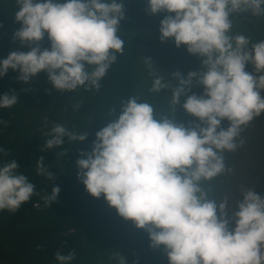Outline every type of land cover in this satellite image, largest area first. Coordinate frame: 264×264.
Instances as JSON below:
<instances>
[{
  "label": "clouds",
  "instance_id": "9594fccd",
  "mask_svg": "<svg viewBox=\"0 0 264 264\" xmlns=\"http://www.w3.org/2000/svg\"><path fill=\"white\" fill-rule=\"evenodd\" d=\"M16 4L14 17L22 26L13 40L30 50L11 51L0 59V77L9 69L18 70L17 79L27 83L46 71L59 92L79 88L98 92L118 54L124 53L125 42L118 34L125 19L124 0H16ZM148 10L168 13L160 22L162 42L174 38L177 47L186 45L201 60L200 71H191L186 78L177 71L165 80L151 59H145L153 78L148 90L159 94L172 89L168 108L173 113L186 95L183 108L199 122L185 126L168 118L157 120L148 99L139 95L122 99L119 111L111 108L106 126L96 132L92 150L81 151L78 179L92 196L103 194L121 217L147 229L150 246L163 245L169 264H264V193L242 185V198L232 205L229 196L216 195L215 184L233 174L226 154L246 143L242 133L264 113V40L254 42L233 32V17L239 14L264 17V0H148ZM45 34L50 49L41 48ZM249 64L251 72L246 71ZM194 80L203 93L188 95ZM18 100L14 90L5 93L0 108H11ZM225 120L227 128L222 126ZM44 127L48 128L47 118ZM44 135L45 149L51 150L64 145L65 138L83 142L88 132L53 123ZM0 153L7 155L3 147ZM20 167L16 159L0 164V212L14 214L39 195ZM36 168L47 180L56 176L43 156ZM60 191L53 186L51 194L42 197L45 206H52ZM117 257L125 264L122 255ZM55 259L72 264L76 252L58 251Z\"/></svg>",
  "mask_w": 264,
  "mask_h": 264
},
{
  "label": "trees",
  "instance_id": "16d2710c",
  "mask_svg": "<svg viewBox=\"0 0 264 264\" xmlns=\"http://www.w3.org/2000/svg\"><path fill=\"white\" fill-rule=\"evenodd\" d=\"M124 9L125 19L120 22L118 33L125 42L124 53L118 54L98 92L83 88L59 92L49 82L46 71L31 77L27 83L17 79L18 70L9 69L0 77V96L14 90L19 97L13 107L0 108V120L7 122L0 124V147L7 151V155L0 153V164L16 159L21 166L18 171L29 177L39 193L14 214L7 210L0 212V264H58L55 254L59 251L66 255L73 249L76 259L72 264H119L118 253L125 258V264H169L163 245L150 246L147 229L137 228L132 220L121 217L103 194L99 198L92 196L77 175L76 162L81 151L92 150L96 132L106 126L111 108L119 111L122 99L128 100L132 95L148 99L158 113L157 120L168 118L185 126L199 122V118L183 108L186 95L181 96L173 113L168 108L172 89H162L159 94L148 90L153 78L145 62L150 58L153 69L169 80L177 71L185 78L191 71H200L199 56L189 53L186 45L177 47L174 38L160 40V22L168 13L151 14L148 0H124ZM16 10V0H0V59L7 58L11 51L30 50L19 40H13L15 31L22 26L15 20ZM239 15L233 17V32L243 33L254 42L264 40V17ZM40 44L42 49L51 48L47 34ZM246 71H252L251 64L246 66ZM193 93H203V86L195 80L188 95ZM75 105L79 108L73 110ZM45 118L48 128L60 123L70 130L87 131L88 137L75 143L65 138L64 145L45 149L48 138L44 135L48 130L44 127ZM259 119L264 165V113L253 122ZM250 131L251 128L246 141L253 147ZM41 156L56 174L51 180L37 175L36 161ZM260 175L257 191L264 193V168ZM215 184L223 188L233 186L227 176L218 178ZM57 185L61 189L57 200L52 206H45L42 197L50 195ZM223 188H218L217 196L223 195Z\"/></svg>",
  "mask_w": 264,
  "mask_h": 264
},
{
  "label": "rangeland",
  "instance_id": "374dc122",
  "mask_svg": "<svg viewBox=\"0 0 264 264\" xmlns=\"http://www.w3.org/2000/svg\"><path fill=\"white\" fill-rule=\"evenodd\" d=\"M263 115V113L261 114ZM262 120L259 119L255 122H251L249 127L242 133V135L247 138L248 130L251 128L250 134L254 138L253 147L246 143L238 149L236 153H227L226 160L231 159L232 161L228 164L234 169L233 174L227 175L228 183L233 184V186L223 188L220 184L217 188H223V195H227L230 198V203L235 204L236 200L241 199V186L247 188H256L258 190L260 182V172L264 168L263 157H262V132H261ZM229 122L224 121L225 128L228 127ZM229 213H232L231 211ZM231 216V215H229Z\"/></svg>",
  "mask_w": 264,
  "mask_h": 264
}]
</instances>
